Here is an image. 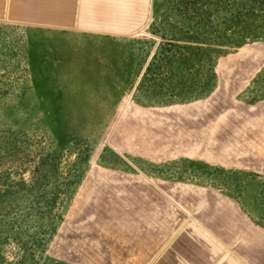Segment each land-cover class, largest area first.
I'll return each mask as SVG.
<instances>
[{
  "label": "rangeland",
  "instance_id": "1",
  "mask_svg": "<svg viewBox=\"0 0 264 264\" xmlns=\"http://www.w3.org/2000/svg\"><path fill=\"white\" fill-rule=\"evenodd\" d=\"M90 1L0 0V264H147L203 211L233 175L193 160L189 113L160 122L165 161L132 157L146 105L203 106L230 156H263L234 179L264 205V0Z\"/></svg>",
  "mask_w": 264,
  "mask_h": 264
},
{
  "label": "crops",
  "instance_id": "2",
  "mask_svg": "<svg viewBox=\"0 0 264 264\" xmlns=\"http://www.w3.org/2000/svg\"><path fill=\"white\" fill-rule=\"evenodd\" d=\"M97 1L100 3L97 4L96 0L87 3L91 16L96 15V7L102 4V0ZM130 6L131 3L125 5L126 14L132 9ZM167 112L179 118L189 113L191 125L189 142L194 146L190 154L193 160L210 165L216 164L233 176L223 180L220 188L214 186L220 190L215 188L209 190V195L201 208L203 211L186 217L147 264H264V205L257 199L248 200L243 185L234 179L235 175L259 172L263 156H230L229 147H223L217 142L216 135L206 131V125L198 123L194 118L198 117V113H204L203 106L184 107L172 103L160 107L146 105L145 113L136 116L137 121H141L140 123L144 121L147 128L156 129L154 143L145 142V154L132 149L134 155L132 157L136 160L144 163H160L166 160L165 156H161V152L166 148L164 136L168 131H164L160 122ZM251 119L254 120V117ZM241 121L239 118V139L243 138L247 144H256L255 129L259 128L256 122L248 120L242 125ZM168 134L170 135L169 132ZM213 136L217 143H207L206 140ZM193 139L196 142L201 140L202 146L204 145L202 150L194 145ZM216 147L219 150L215 152L213 148ZM151 150L152 156H146V151L148 153ZM260 194H264V188L260 189Z\"/></svg>",
  "mask_w": 264,
  "mask_h": 264
}]
</instances>
